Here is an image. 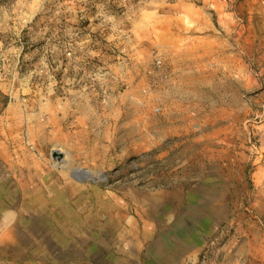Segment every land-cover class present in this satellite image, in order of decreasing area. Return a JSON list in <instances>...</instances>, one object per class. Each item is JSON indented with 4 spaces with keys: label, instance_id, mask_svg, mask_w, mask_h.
Here are the masks:
<instances>
[{
    "label": "rangeland",
    "instance_id": "rangeland-1",
    "mask_svg": "<svg viewBox=\"0 0 264 264\" xmlns=\"http://www.w3.org/2000/svg\"><path fill=\"white\" fill-rule=\"evenodd\" d=\"M197 221L174 264H264V0H0V262Z\"/></svg>",
    "mask_w": 264,
    "mask_h": 264
},
{
    "label": "crops",
    "instance_id": "crops-1",
    "mask_svg": "<svg viewBox=\"0 0 264 264\" xmlns=\"http://www.w3.org/2000/svg\"><path fill=\"white\" fill-rule=\"evenodd\" d=\"M191 233L182 234L180 232H165V231H150L145 233L144 236L138 235L130 239L132 245L139 248H152L150 253L154 254L155 262L158 261L164 264H174L178 258L185 256L192 250L200 246V222L195 223ZM101 244L109 247V238L104 237L101 239ZM55 254V252H54ZM57 254V253H56ZM0 264H7L2 263ZM10 264H77L75 262L61 263L60 259L55 262H46L36 259H25L22 262H12Z\"/></svg>",
    "mask_w": 264,
    "mask_h": 264
},
{
    "label": "water",
    "instance_id": "water-1",
    "mask_svg": "<svg viewBox=\"0 0 264 264\" xmlns=\"http://www.w3.org/2000/svg\"><path fill=\"white\" fill-rule=\"evenodd\" d=\"M73 173H74V175H75V176H77V175H76V171H75V170L73 171Z\"/></svg>",
    "mask_w": 264,
    "mask_h": 264
},
{
    "label": "bare ground",
    "instance_id": "bare-ground-1",
    "mask_svg": "<svg viewBox=\"0 0 264 264\" xmlns=\"http://www.w3.org/2000/svg\"><path fill=\"white\" fill-rule=\"evenodd\" d=\"M57 150H58V149H57ZM210 225H211V224H210ZM210 225H209V226H210Z\"/></svg>",
    "mask_w": 264,
    "mask_h": 264
}]
</instances>
